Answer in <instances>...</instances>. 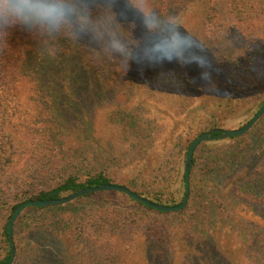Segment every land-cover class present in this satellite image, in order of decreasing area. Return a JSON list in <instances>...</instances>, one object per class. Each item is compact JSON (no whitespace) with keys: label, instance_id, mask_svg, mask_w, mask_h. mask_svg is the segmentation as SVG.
Masks as SVG:
<instances>
[{"label":"trees","instance_id":"1","mask_svg":"<svg viewBox=\"0 0 264 264\" xmlns=\"http://www.w3.org/2000/svg\"><path fill=\"white\" fill-rule=\"evenodd\" d=\"M221 1L134 0L137 9L148 13L147 20L135 16L145 27L140 33L152 37L148 47L153 51L135 58L132 47L125 50L129 99L99 107L93 123L82 119L91 99L99 97L89 90L88 79L95 76L100 86L101 76L84 69L79 57L77 69L63 68L61 55L52 50L61 37L69 40L73 30L61 22L54 36L36 19L27 25L23 18L0 12V185L21 163L18 178L7 180V200L0 201L1 264L10 257L7 224L18 204L114 184L155 203L178 205L185 193L184 162L191 142L228 123L244 126L260 109L264 0H225L238 15L250 11L246 23L238 22L241 41L249 49L236 57L218 46L225 29L218 16ZM143 46L145 41L134 48ZM196 103L206 112L203 126L168 136L170 124L157 114L181 117ZM45 106L52 114L42 127ZM72 115L90 124L92 131L100 122L97 132H88L85 147L73 133L80 125L70 121ZM57 126L72 132H48ZM258 135L235 146L221 147V141L201 144L204 149L195 151L190 165L189 202L181 212L151 210L118 192L26 208L14 224V264H120L136 252L142 264H176L173 255L181 251L183 264H234L230 249L222 252L213 243L217 232L236 230L245 219L253 226L255 216L250 213L248 218L246 212L264 207V157L249 174L240 170L252 156L251 141L264 138V129ZM230 182L232 190L226 189ZM260 236L250 238L252 250L245 253L249 264H264Z\"/></svg>","mask_w":264,"mask_h":264},{"label":"rangeland","instance_id":"2","mask_svg":"<svg viewBox=\"0 0 264 264\" xmlns=\"http://www.w3.org/2000/svg\"><path fill=\"white\" fill-rule=\"evenodd\" d=\"M38 2L44 5L53 6L55 12L51 15H31L27 18H23L27 22V25L32 23V19H36L42 22L44 28L47 27L49 29L51 35L55 36L57 32L53 30L62 22L63 24L68 25L74 32L68 37L70 38L69 40L60 36L62 40H57L59 41V45L54 44V46H52V50H55L57 54L62 57L60 61L63 62L59 65L63 68L75 70V68H78V62L75 60V57H79L80 64L84 69L91 71L92 73L97 72L101 76L100 86L97 85V83L99 84V81L95 80L94 75L91 74V76H94V80L91 78L88 79V86L91 88L88 89L91 92H94V94L97 93L99 97L97 100H95L96 98H93V101L90 97L92 102L90 103L91 107L90 109H87L82 119L88 118L90 119V123H93L97 118L96 111L99 107H107L111 104H124L129 99L130 92V89L127 88L124 77V61L128 55L125 50L132 47L135 50V58L140 54L145 55L153 51L152 48L148 47L153 43L152 37L140 33L143 32L142 29H145V27L140 24L137 19L139 18V15H143V12L141 9H137V7L134 6V0H38ZM135 13H137L138 16H135ZM246 14L249 15L250 11ZM246 14H236V12L231 10V7L225 0H222L219 3L218 16L220 21L224 24L225 29L219 35L218 46L222 50L224 49L230 57L241 56L249 49V47L244 45L243 41H241V35H243L242 27L238 23H246ZM96 19L103 20L104 23H96ZM234 26L235 28H233ZM27 29H29V27H27ZM43 31L44 30H42V32ZM52 31L55 34H52ZM262 35H264V33ZM142 41H145V46L140 49H135L134 46ZM253 46L254 45L252 44L251 48ZM68 48L70 51L67 54L66 51ZM55 60L58 62V58ZM201 106V103L194 104L181 117H173L171 114L159 112L157 118L170 124L168 127V132L170 133L168 136H172L176 132H197V130L203 126V115H206L205 110H202ZM50 111V106H45L44 109H41L44 119L42 117L39 121L41 122L42 127L44 126V123H47L50 114H52ZM70 121L78 122V125H80L78 130L73 131V133L81 136V140L83 141L81 147H85L89 141L90 133L88 132H97L96 129L100 126L99 122L96 129L92 131L90 130V124L89 126L88 123L84 124L78 116L76 117L74 115H72ZM49 123L50 126L53 125V123ZM233 123H228V125H225L221 129L232 130L243 126L241 124L237 125L236 122ZM57 128L60 129L59 126H57ZM58 129L56 130L54 128L48 132H72V130L65 131L61 128L58 131ZM263 129L264 119H259L249 130L250 134L248 137L243 136V134L242 136L234 137L238 138L235 140H229L231 139L229 138L217 141L222 142L221 147L241 145L243 142H246L247 139H250V137L252 139L255 136H259V132H262ZM192 136L194 137L195 135ZM251 142L255 147H252V156L244 164L245 167L240 168L243 174H249L250 171L254 170V167L260 163L264 157V138ZM197 149L201 152L204 147L199 145ZM20 168L21 163L4 175L3 182L0 185V201L7 200V180L18 178ZM233 188L234 182L227 184L226 189L232 190ZM227 194H229V192ZM227 200L230 201L229 197ZM250 213H253L255 216V223L254 225L252 224L253 226L248 227L249 222L245 219V222L240 223L241 226L237 227L238 229L234 230L235 228H232L229 232H217L215 234V242L213 243L214 247L222 252L226 249H230L229 255L232 257V263L234 264H249L245 262V253L248 254V252L252 250L250 246L253 245V240L250 238L254 237L256 239L259 234L261 236L264 235V207H257L246 212L248 218L252 215ZM176 224L181 226L180 221H177ZM174 230L176 229L174 228ZM180 245L183 246V243H180ZM139 255L140 253L136 252L135 256L133 255L130 259H127L126 262L124 261L120 264H142ZM173 257V260H177L176 264H183V259H185L183 258V251L173 255ZM171 259L172 258L170 257V260ZM259 262L260 260L253 261L251 264H259Z\"/></svg>","mask_w":264,"mask_h":264},{"label":"water","instance_id":"3","mask_svg":"<svg viewBox=\"0 0 264 264\" xmlns=\"http://www.w3.org/2000/svg\"><path fill=\"white\" fill-rule=\"evenodd\" d=\"M264 115V103L260 107V109L251 117V119L241 128L238 129H221L216 128L210 131L204 132L198 135L189 145L187 150L185 162H184V181H185V193L183 200L180 204L174 206H168L164 204H159L152 202L142 196L137 195L129 188L122 186V185H114V184H103L99 186H93L81 189L69 196L58 198V199H48V200H28L18 204L15 208L13 213L11 214L8 224H7V233H8V243L10 247V257L6 264H13L15 256H16V249L14 245V237H13V229L14 224L19 215L28 207H36V208H43V207H52V206H59L71 203L78 198H81L90 193H97V192H118L125 194L129 198L137 201L138 203L142 204L143 206L155 210L158 212L164 213H173V212H181L184 210L189 202L190 197V165L194 155L195 150L204 142L207 141H217V140H225L233 137H239L248 132L252 126ZM1 264V263H0Z\"/></svg>","mask_w":264,"mask_h":264},{"label":"clouds","instance_id":"4","mask_svg":"<svg viewBox=\"0 0 264 264\" xmlns=\"http://www.w3.org/2000/svg\"><path fill=\"white\" fill-rule=\"evenodd\" d=\"M0 12H7L14 18H27L31 15H51L55 8L39 3L38 0H0ZM143 15L147 20L148 13Z\"/></svg>","mask_w":264,"mask_h":264}]
</instances>
